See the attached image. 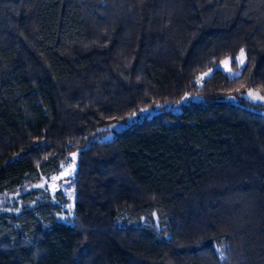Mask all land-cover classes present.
<instances>
[{"label":"trees","instance_id":"obj_1","mask_svg":"<svg viewBox=\"0 0 264 264\" xmlns=\"http://www.w3.org/2000/svg\"><path fill=\"white\" fill-rule=\"evenodd\" d=\"M248 89L264 0H0V264H264ZM72 153L66 210L47 182Z\"/></svg>","mask_w":264,"mask_h":264},{"label":"rangeland","instance_id":"obj_2","mask_svg":"<svg viewBox=\"0 0 264 264\" xmlns=\"http://www.w3.org/2000/svg\"><path fill=\"white\" fill-rule=\"evenodd\" d=\"M240 54V53H239ZM239 54L237 56H239ZM236 56V57H237ZM234 57L233 59L231 58H226V59H223L222 61H220L218 64L212 66L210 69H208L206 72L204 73H209V75L207 76H204L202 74H199L197 76L198 77H201L203 76V79L201 80V82L197 83V78H196V83L197 85H201L202 84V81L204 79H206L207 77H209L213 71H215L216 69L222 71L223 73L226 74V76L228 78H233V77H236L238 76L240 73H241V70L243 68L244 65L242 66H238L234 61H235V58ZM229 61L227 67L225 66V64L223 63L224 61ZM234 63V65H232ZM209 70H211V72H209ZM236 73H238V75H235ZM251 90V89H250ZM249 89L246 90L245 92H243L241 94V97L245 98L246 100L252 102V103H259V104H262L264 103V101H253L252 99H250L248 96H247V93H248ZM253 91V90H252ZM255 92V91H253ZM189 99V97L185 96L183 98V100L176 104V105H168L166 106V109H173L174 111H178L179 110V106L181 103H186ZM156 112L154 111H151V110H148V111H144L142 112V116H151L152 114H154ZM125 125L124 124H118V125H115L112 127V131L104 134L101 138H99L98 140L100 141H108L110 140L112 137H113V133L114 131H117V130H120L121 128H123ZM73 154H75V156H73ZM76 156H77V153H72L70 155V159L68 161L67 164H65L62 168H61V171L54 177H58L57 179L53 180L52 178L50 179V181L47 182V186H48V189L51 193V197L59 203V205H62L64 208H66V210H70L71 209V199H72V189L71 187L67 184V181H68V178H71L72 175H73V171H74V162H75V159H76ZM62 173H70V174H64L62 175ZM60 192L61 195L63 196L64 200H65V203H61V201L59 200V198H57V195L56 193Z\"/></svg>","mask_w":264,"mask_h":264},{"label":"snow or ice","instance_id":"obj_3","mask_svg":"<svg viewBox=\"0 0 264 264\" xmlns=\"http://www.w3.org/2000/svg\"><path fill=\"white\" fill-rule=\"evenodd\" d=\"M238 66H242L244 65L245 63V53H244V49H241L240 50V54L239 56H237L235 58V61H234ZM225 64V66L227 67L229 61H224L223 62ZM209 72H211V70H209ZM204 76H207L209 75V73H204L203 74ZM235 75H238V73H236ZM203 79V76L201 77H198L197 78V83L201 82V80ZM247 96L252 99L253 101H264V96L260 95L258 92H253L252 90H249L248 93H247ZM142 111H146V110H143ZM73 156H75V154H73ZM64 174H70V173H62V175ZM58 177H53L52 179L55 180L57 179ZM219 251V249H218Z\"/></svg>","mask_w":264,"mask_h":264}]
</instances>
